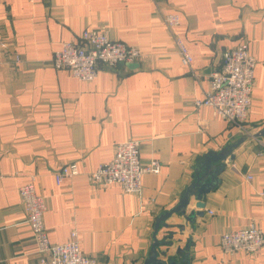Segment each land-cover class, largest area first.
I'll use <instances>...</instances> for the list:
<instances>
[{"label":"crops","instance_id":"obj_1","mask_svg":"<svg viewBox=\"0 0 264 264\" xmlns=\"http://www.w3.org/2000/svg\"><path fill=\"white\" fill-rule=\"evenodd\" d=\"M170 12L180 15L173 32L186 41L191 67L164 23ZM85 29H107L138 46L143 60L101 68L92 81L55 68L54 54ZM245 41L257 63L251 111L240 126L194 101L224 51ZM263 128L264 0H0V264H42L19 194L33 178L47 199L52 242L76 230L98 264H145L157 216L177 205L203 155L242 137L205 207L192 196L185 215L174 213L159 227L158 257L264 264V247L230 254L220 245L226 231L251 222L264 228V136L253 135ZM130 138L141 141L144 164L161 161L160 172L145 173L140 192L94 185L91 172ZM71 163L80 173L57 184L56 171ZM191 211L204 213L188 221Z\"/></svg>","mask_w":264,"mask_h":264},{"label":"built area","instance_id":"obj_2","mask_svg":"<svg viewBox=\"0 0 264 264\" xmlns=\"http://www.w3.org/2000/svg\"><path fill=\"white\" fill-rule=\"evenodd\" d=\"M33 1V0H31ZM164 23L172 31L182 63L191 67L193 56L186 41L173 32L180 24L176 12L165 13ZM5 47V43H1ZM143 52L136 45L113 39L107 29H85L79 41H66L53 57L57 69H66L83 81L94 80L101 68H116L120 64L141 62ZM16 54L15 61L20 62ZM256 58L250 52L248 43L242 42L223 53L222 64L210 75L209 86L202 98H196L197 108L209 106L216 116L242 126L248 119L252 107V93L255 80ZM141 141L130 138L115 146L112 159L100 163L91 172V182L97 186L119 184L126 192H140L143 177L147 172L158 173L162 163L151 159L144 164L141 160ZM80 173L75 163L63 165L55 173L60 184L64 178ZM253 175L248 174L247 180ZM264 197V188L259 192ZM19 194L37 244L39 261L42 264H98V260L85 254L81 248L78 232L73 230L63 243L50 240L45 223L47 199L37 190L34 178L19 188ZM212 213V212H211ZM220 245L225 253L246 251L254 254L264 247V228L255 222L237 230L226 231L220 236Z\"/></svg>","mask_w":264,"mask_h":264},{"label":"water","instance_id":"obj_3","mask_svg":"<svg viewBox=\"0 0 264 264\" xmlns=\"http://www.w3.org/2000/svg\"><path fill=\"white\" fill-rule=\"evenodd\" d=\"M254 137L264 136V128L258 133L253 134ZM245 140L242 137L239 141H236L226 147L222 148L220 151H209L203 155L202 160L195 168V173L193 175V180L190 185L183 191L179 202L177 205L170 209L162 211L156 218L154 224L153 232V244L151 247L150 254L148 255L145 264H186L187 260L185 258L176 259H160L159 252L157 251L158 246L162 245V242L157 238V232L160 226L166 225L165 220L169 218L174 213H181L185 215L186 209L190 203L191 197L194 196L198 201L196 207L203 209L205 207L204 196L208 194L219 182L217 176L225 169V164L223 161L230 156L233 159L232 150L240 145ZM203 211H191L190 215L186 216L188 221H193L196 215H203ZM188 248V247H187ZM162 255L166 256V252Z\"/></svg>","mask_w":264,"mask_h":264}]
</instances>
